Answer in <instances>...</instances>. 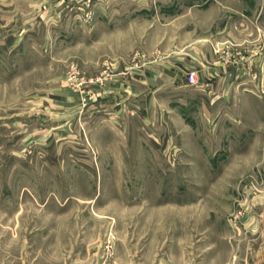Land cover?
I'll return each mask as SVG.
<instances>
[{
  "label": "rangeland",
  "instance_id": "1",
  "mask_svg": "<svg viewBox=\"0 0 264 264\" xmlns=\"http://www.w3.org/2000/svg\"><path fill=\"white\" fill-rule=\"evenodd\" d=\"M0 264H264V0H0Z\"/></svg>",
  "mask_w": 264,
  "mask_h": 264
},
{
  "label": "crops",
  "instance_id": "2",
  "mask_svg": "<svg viewBox=\"0 0 264 264\" xmlns=\"http://www.w3.org/2000/svg\"><path fill=\"white\" fill-rule=\"evenodd\" d=\"M183 64L184 63H181L180 66H182ZM215 68H217V64L214 65L212 63V66L209 69L207 68V69L203 70L202 72H199V73H202V75H203V78L201 77L202 81H200L201 82L200 85H199L200 87H204L205 86V88H207L208 86H210V85H212L214 83L215 78L218 76L217 75L218 70L215 69ZM164 72L165 73L168 72V74L170 75V77L175 78V81H174L175 83H177V84H179L181 86L183 84H185L184 81H183V79H182V72H183V70H182L181 67H179V69H177L175 71H171V69H165ZM153 73L154 74H157L156 71H154ZM153 80H155V82L157 83L156 78H154ZM155 82L153 84L156 85Z\"/></svg>",
  "mask_w": 264,
  "mask_h": 264
},
{
  "label": "built area",
  "instance_id": "3",
  "mask_svg": "<svg viewBox=\"0 0 264 264\" xmlns=\"http://www.w3.org/2000/svg\"><path fill=\"white\" fill-rule=\"evenodd\" d=\"M188 81L191 83V84H196L197 82H196V80H195V76H194V73L193 72H190L189 74H188Z\"/></svg>",
  "mask_w": 264,
  "mask_h": 264
}]
</instances>
